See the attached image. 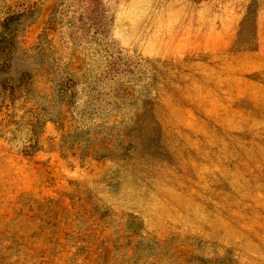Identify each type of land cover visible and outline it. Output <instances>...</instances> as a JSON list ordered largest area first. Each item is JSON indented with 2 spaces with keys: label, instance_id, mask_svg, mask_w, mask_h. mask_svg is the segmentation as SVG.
<instances>
[{
  "label": "rangeland",
  "instance_id": "obj_1",
  "mask_svg": "<svg viewBox=\"0 0 264 264\" xmlns=\"http://www.w3.org/2000/svg\"><path fill=\"white\" fill-rule=\"evenodd\" d=\"M0 264H264V0H0Z\"/></svg>",
  "mask_w": 264,
  "mask_h": 264
}]
</instances>
